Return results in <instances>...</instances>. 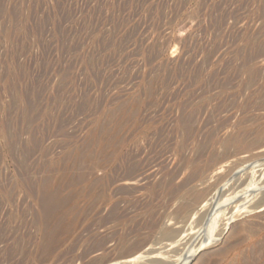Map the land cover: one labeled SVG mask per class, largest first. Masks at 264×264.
Listing matches in <instances>:
<instances>
[{
	"label": "rangeland",
	"instance_id": "1",
	"mask_svg": "<svg viewBox=\"0 0 264 264\" xmlns=\"http://www.w3.org/2000/svg\"><path fill=\"white\" fill-rule=\"evenodd\" d=\"M134 105L135 116L124 122L115 148L101 149L93 136L105 139L102 129L115 126L108 121L111 113ZM191 120L188 132L184 123ZM233 135L240 137L238 144L230 142ZM84 149L94 153L93 161L72 171L92 177L81 184L84 189L101 181L93 194L77 196L70 216L77 224L57 251L38 254L41 233L33 222L38 195L32 192L46 176L58 178ZM259 149H264V0H0V264L120 262L115 244L133 227L125 209L155 224L143 229L145 250L163 248L164 223L173 226L172 217L180 222L175 227L183 225L175 210L188 199V188L177 187L227 155L223 170L234 171L212 193L215 199L223 195L218 204L223 207L213 204L219 238L189 264H201L207 254L243 238L218 260L236 264L239 254L264 239V225L254 235H238V227L262 208L225 221L238 202L241 208L246 203L245 196L229 200L246 187L242 182L253 178L264 185ZM218 175L191 187L206 189ZM123 177L128 179L117 181ZM261 191L250 198H260ZM114 207L121 209L118 220ZM196 220L184 222L185 245L175 244L173 259L188 256L186 243L193 246L204 233L205 221ZM96 234L111 240L106 249L89 252Z\"/></svg>",
	"mask_w": 264,
	"mask_h": 264
},
{
	"label": "bare ground",
	"instance_id": "2",
	"mask_svg": "<svg viewBox=\"0 0 264 264\" xmlns=\"http://www.w3.org/2000/svg\"><path fill=\"white\" fill-rule=\"evenodd\" d=\"M135 107H136V105H134V107L131 108V109H128L126 107H123V108H120L119 109V110H121L119 114L116 113V112H118L117 109H116L115 112H113V114L111 113V115L108 117L109 118L108 121H114L115 126H113L112 129L107 130V131L105 129H102L101 128L102 129V132H104L106 134L105 139L98 138L97 134L93 136L94 142L96 144L98 143L100 145L101 149H106V148H108L111 145L114 146V148H115V145H114L115 144V141L118 139L119 132H120L121 128L123 127L124 122L131 115L132 116H135V115H133V113H135V110L137 111V109ZM192 119H193V117H192ZM191 122H192V120L191 121H185V123H184V125H185L184 127L187 128V131L188 132H191L192 131V124H191ZM186 128L184 130H186ZM194 129H196V128H194ZM217 130H218V128H217ZM211 135H213V134H211ZM229 140H231L230 142L232 144H238V142H240L241 139H240L239 136L233 135V137H231ZM206 145L207 144H205V146ZM247 147H249V146H247ZM202 149H204V148H202ZM80 150H82V148ZM80 150H78V152L74 155L73 161H70V164L68 166H66L62 172H60L61 170L59 171L58 178H53L52 176H46L45 179H43V181L41 182L40 188L38 190H36L37 192H32L34 196L35 195H38L37 196L38 198L36 199V202L38 203V207H39V209H38L39 212H38L37 215L35 214V220L33 222L39 225V230H40V233H41V238H40L41 240L38 243L37 247L35 248V252L36 253H38V252H45L47 255H50L51 256L55 251H57V249L62 245L63 241L65 240V236L68 235L70 232H72L73 228L77 224V218H75V216H74V218H71L70 217L77 210V207H78V205H77V199H76L77 196H82L83 194L88 193V192L93 194L94 193V186H95V189H96V185H94V184H98L101 181L100 179H98L97 183H94L93 182L94 183L93 186L92 185H87L86 189H84L82 187L83 185H81V184L84 183V182L91 181L92 180V177L91 176H88L89 174L86 175L87 174L86 171H85V173H86L85 174V173H81V170H80L79 173L78 172L75 173L72 170H73V168L83 166L84 164H86L87 162H89L91 160L93 161V159H94V153L89 152V151H86L85 149H84L85 151L84 150L83 151H80ZM259 150H261V149H259ZM257 154H258L257 155L258 157H264V149H262L261 151H259ZM198 155H197V157H199ZM98 156H100V155H98ZM257 156L256 155L255 156L254 155H251V156H249V158L250 159H253V158H256ZM226 157H228V155ZM226 157L221 158V159H215L213 161L210 160L211 162H209L208 164H206L203 167V169H200V170H197L196 169L194 171V173L192 174V176H191L190 179H188L186 182H184L181 187H177L178 190H182L184 188H188V191H187V194L189 195V196H187L188 199L185 200V201H183L178 206V208L175 210L177 212V214L182 215L183 225L182 226H176L175 227V225H177L180 222H179V220H177L175 218H172V217L169 220L174 221L173 224L170 223L173 226H171V225L165 226L166 223H164V227L161 228V237H159V238H161V243H159L160 241L158 242L160 244V246H163V248L162 247H160V248H157L156 247V248H153L152 250L150 249V251L149 250H147V251L145 250L146 240L143 238L142 232H143V229H144L145 226H148L149 225V227H151L152 224H150V221L148 219H146V216H144L143 218H139L136 215V213L138 212V210H136V209H130V210L129 209H125L122 214L123 215H126L124 217H129L127 219L131 222V225L133 227H131V228L128 229V232L130 231L129 233L126 232L127 234H125L122 237H119V239H117V244H115V248L116 249H121V250H119V251H121V253L116 258H118V260L120 259V262L119 261H117V262L114 261L115 263H113V264H189L190 261H191V259L197 254V252L199 250H204L210 244H212L215 241H217L216 240V237L219 238L218 235H220V233L217 236H215L214 235L215 234L214 232L216 231L215 228H216L217 223H218V221H217V219H218V213L215 212V211H213V204H214V207H215V205L217 207H219L218 204L222 202L221 199L223 198L222 197L223 195L220 194L215 199V197H214V195H212V193L213 192H216L217 185H219L223 181H225L232 174V172L234 171V169H232V168L229 169L227 172H226V170H223L224 167H225V164H223V161H224V159L226 160ZM134 166H135V164H134ZM84 168H86V167H84ZM84 168H82V169H84ZM241 168H243V167H241ZM93 169L94 168L92 167L91 168L92 171L90 173H92L96 168L94 170ZM129 169H132V168L130 167ZM87 171H88V169H87ZM98 171H99V169H98ZM213 172H216L217 174H219L218 175V178H217V181H215V185L209 186L206 189H202V190H199L197 188H194L195 186L194 187L192 186L193 188L191 187V184L193 182H195L197 180L202 181L203 178L206 179ZM263 172H264V170L262 169L261 174L264 175ZM93 173L95 174L96 173V170ZM90 175L93 176V174H90ZM153 175H154V173H153ZM263 175H260V176H263ZM128 176H129V174H128ZM132 176H130V177H132ZM130 177H128V178H130ZM128 178H124L123 177L121 179H118L117 181L125 180V179H128ZM232 180L233 179H231V181ZM248 180L249 181H244V182H242L239 185V186H242V185L247 184L246 187L243 190H241L239 192H236L235 195L233 194L232 197H231V199H229V200H234V202L236 203L237 201L240 200V198L242 196H245L248 200L245 198L246 199V203H245V201H244L245 199H243V203H245L247 205V203L249 204V202H252L253 206L252 207H249L247 205V207H246L245 204H243V207L241 208L242 204L240 203L241 205H238L239 204V202H238V204L234 207V209L236 208V211L234 210L235 212L234 213L233 212L231 213L232 209L229 210V212L227 213V217H226V220L225 221H228L227 222V225H228V223L231 222L238 215V213L240 214L241 211H244V214L245 213H253L257 209L260 210V208H262L261 209L262 211H260L261 214L254 216L253 217L254 220H252L251 222H244V223H242L241 226L238 227L239 228L238 229V235L240 234V232H246L249 235H254L255 232L257 231V229L262 228L263 225H264V193H263L264 191L263 192L261 191L264 188V185L262 187H259L260 186V183H258L257 181H255L253 178L252 179H248ZM204 181L206 182V180H204ZM238 181H239V179L236 180L235 183L238 182ZM121 189L122 188H120V190ZM232 189H233V187H232ZM99 190H100V188H99ZM257 190L258 191L260 190L262 192V195H259L261 197L259 198V197L256 196L257 199L255 197H254L255 199H251L250 196L253 193H256ZM218 191H221V190H217V192ZM131 192H132V190H131ZM101 193H100V195L102 196ZM115 193H117V192L115 191ZM173 193H176V192L173 191ZM88 194H87V196H88ZM211 195H212V197H211ZM256 195H257V193H256ZM171 197L172 196H170V198ZM95 199H96V197H95ZM96 200H98V199H96ZM225 201H227V200H225ZM229 202H231V201H229ZM224 204L227 205L226 203H224ZM92 205H94V203H92ZM221 205H220L219 208H221ZM223 206L224 205H222V207ZM244 206L246 208H244ZM87 210H89V209H87ZM114 210H115V212H114L115 216L114 215L113 216L114 217H116V216H119L120 217V214L119 215H117V214L119 212H121V209H118L117 207L116 208L114 207ZM217 210H220V209H217ZM150 211L151 210H147L145 212V214H148V213H151L152 214V212H150ZM201 211H204V212L203 213H200ZM84 214H86V213H84ZM89 214H90V212H89ZM224 216H225V214H224ZM82 217H83V215H82ZM109 218H111V217L109 216ZM116 218L118 220V217H116ZM190 219H192V220L193 219H198L199 222L196 220L198 223H200V222L203 223L205 221V223L203 225L205 227V230L203 231L204 233L203 234L201 233L202 234L201 235V238H199V241L196 242V244H194L193 246L191 245L192 247L189 246V243L188 244L186 243V245H188V247L187 246H185V247L188 248V250H190V251H188L189 252V255L188 256H183V258H181L182 256H180L179 259H173L174 256L171 255V252H173L175 250V248H174V247H176L175 244L176 245H178V244L180 245V242L183 240V237L184 236H182V235H183V232H185L184 229H186V228H184V225H185L184 222L185 221L188 222ZM125 222L128 223L127 220ZM194 223H195V221H194ZM187 226L189 227V225H187ZM188 227H187V230H188ZM233 229H235V228H233ZM94 237L96 238V241L94 240V242H95L94 243V246H91L92 247L91 248L92 250H89V252L90 251L93 252L94 250H101V248L106 249L107 243L110 242V240H111L110 239L111 235L110 236L104 235L103 237H100L99 235H97V236H94ZM113 237H114V235H113ZM198 237H200V236H198ZM241 242H244L243 238H239L234 244L232 243L230 246L226 247L225 249H223V250H221L219 252H216V253H213V254H207L208 252L205 253L208 256L204 260L200 259V260L203 261L201 264H218V260L219 259L222 260L223 258H226L229 255L230 252H232L233 250H235V248H237V246H240ZM181 243H182V245H180V246H183L184 243L183 242H181ZM185 247H184V249H185ZM189 247H190V249H189ZM16 249L17 248L14 247V251ZM8 250H10V249H8ZM28 250H29L28 253H32L34 255V252L33 251H30V249H28ZM171 250H173V251H171ZM185 251H187V250H185ZM163 254H165V255H163ZM10 255H11V252H10ZM43 255H44V253H43ZM37 256H39V255H37ZM202 256H204V254ZM82 258H83V256H82ZM235 259H236L235 260L236 261V264H264V239L261 242L256 243L253 248H251V249H249L247 251L245 250V252L242 255L239 254L237 256V258H235ZM7 260H8V258H7ZM105 264H111V263H107L106 262Z\"/></svg>",
	"mask_w": 264,
	"mask_h": 264
}]
</instances>
